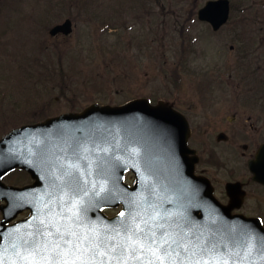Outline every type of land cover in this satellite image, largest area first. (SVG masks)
<instances>
[{"label":"rangeland","instance_id":"1","mask_svg":"<svg viewBox=\"0 0 264 264\" xmlns=\"http://www.w3.org/2000/svg\"><path fill=\"white\" fill-rule=\"evenodd\" d=\"M205 1L5 0L1 4L15 10L0 15V136L92 102L147 97L193 116L208 133L201 140L205 160L224 167L225 178V169L239 164L236 147L250 137L264 139V0H230V20L216 31L196 18ZM43 5L63 7L58 19L70 17L73 32L50 38L54 6L44 7L51 9L52 22H46ZM200 101H208L204 109ZM220 131L227 140L216 139ZM22 179L4 177L13 184ZM255 192L249 210L264 221V187Z\"/></svg>","mask_w":264,"mask_h":264},{"label":"water","instance_id":"2","mask_svg":"<svg viewBox=\"0 0 264 264\" xmlns=\"http://www.w3.org/2000/svg\"><path fill=\"white\" fill-rule=\"evenodd\" d=\"M229 11V0H207L197 15L218 30ZM57 30L70 33L71 21L67 19L51 32ZM188 136V123L180 112L165 101L151 104L147 98L122 105L92 103L80 112H65L9 131L0 139V200H6L0 205L4 215L0 264H28L16 254L27 253L13 248L27 234L4 225L23 207L14 209V197H31L28 186L16 188L1 181L17 166L48 180V185L34 193L40 205L39 225L42 219L54 220L62 231L82 233L86 227H95L113 234L111 230L131 225L133 218L141 224L142 219L158 215L157 222L165 223L169 231L187 233L194 242L199 237V244L215 245L217 256H231L228 264H264L261 221L232 215L228 206L217 201L210 182L194 174L197 159L188 155L193 152L187 147ZM69 164L77 166L71 178L65 175ZM249 164L255 179L264 183V144ZM127 171L134 174L132 186L124 181ZM73 201H81L79 221L69 219ZM119 205L120 212L112 217L103 212ZM48 230L55 232L51 226ZM149 256H144L143 264ZM129 264L142 262L131 260Z\"/></svg>","mask_w":264,"mask_h":264},{"label":"snow or ice","instance_id":"3","mask_svg":"<svg viewBox=\"0 0 264 264\" xmlns=\"http://www.w3.org/2000/svg\"><path fill=\"white\" fill-rule=\"evenodd\" d=\"M76 167L69 164L70 170L65 175L71 178L74 174L71 170ZM80 203L72 202L68 209L70 220H80ZM159 219L158 215L150 220L142 219L141 226L133 218L131 225L123 224L121 228L111 230L113 234L101 232L95 227H86L82 233L70 229L62 231L57 221L42 219L40 225L43 227L21 236L20 243L14 244L13 248L27 253L22 255L17 251L16 254L28 264H129L131 260L143 264L144 256L149 254L146 264H157V261L159 264H165V261L177 264L178 259L179 264H228L232 259L231 256H217L215 245L209 248L207 242L199 244V237L194 242L187 233L169 231L165 223L157 222ZM50 226L55 228V232L48 230ZM260 240L264 245V236ZM182 252L185 254L183 258ZM205 256L208 258L205 259Z\"/></svg>","mask_w":264,"mask_h":264},{"label":"flooded vegetation","instance_id":"4","mask_svg":"<svg viewBox=\"0 0 264 264\" xmlns=\"http://www.w3.org/2000/svg\"><path fill=\"white\" fill-rule=\"evenodd\" d=\"M4 1L5 0H0V15H3L5 12H7L9 10H13V11L15 10L14 7L12 5H10V4L2 5L1 3L4 2ZM256 4L257 3L255 2V5ZM45 6H47V5H43L42 6L43 9H44ZM52 6H54V8H53V12L54 13L52 14L51 18L55 19V20H54V23L50 27H48L46 29V33L52 39L66 37V35L62 34L61 32H57L55 34H51L50 33L51 28L53 26L61 23L63 20H65L67 18V17H65L64 19H58V17H61V16L64 15L63 11H65V9L63 7H61V6H59V5H52ZM52 6L49 5V6H47V8H51ZM46 9H44V11H46ZM56 9H58L59 12H62V13H58L57 14L58 11ZM47 10L48 11H47V13L45 14V16L43 18H45L46 22H49V21L52 22L51 21L52 19L49 18L51 9H47ZM40 21H42V19H40ZM6 27L7 26H5V25L3 26L4 29ZM233 95L236 96V94H233ZM207 102H205V101H200V103L198 102L200 104V108L204 109V107H206V103ZM233 102L237 106L239 103H241V100H239L237 98ZM180 111L186 116V118H187V120L189 122L190 129H191V134H190L189 139H188V145L192 149L195 150V155L198 157V160H197V162L195 164L196 173H198L200 175H203V176H206V177H208L210 179L211 183L214 186L215 193H216L218 199L221 202H223V203H228V201H229V197H228L227 191L225 189L226 183H228V182H238L239 183V186L237 187L238 188V192H240V191L243 192L244 198H243V201L241 203L240 208L233 210V212H241V213H244V214H246L248 216L255 217V215H257V214H255V213L251 214L250 213L249 206H248V200L254 199L255 196L257 195L256 192H255V188L256 187H264V184H260V183L255 181V179L253 178V176L255 174L252 173V171L248 167V161L250 159L251 160L252 159L255 160V154L257 153V150L261 146V144L264 143V139L260 141L259 139H257V137H255V138H251L250 137V138L247 139L246 143L243 144L242 148L236 147V150H234V153L239 155V158H238L239 159V161H238L239 164H237L236 167L229 166V167H227L225 169V171H226V175H225L226 179H225L223 177L224 174L220 171V169H222L224 167H221V168L218 169L217 167L212 165L213 163L209 159H208V161L205 160V156H206L205 153H207V151L206 152L202 151L203 148L201 146V140L203 139L202 136L204 134L206 136H208L207 135L208 133L207 132H205V133L201 132L200 128L195 125V121L193 119V116L189 112H185L182 109ZM246 120L249 121L250 117L249 116L246 117ZM249 126L252 127L251 130L256 129V127L253 125V123H250ZM219 134H222V136L224 137V140L228 139L227 134L224 131H220L216 135V139L217 140H219V138H220ZM208 144H207V150H211L212 149L211 145L208 146ZM198 146H201L200 150H199ZM12 173L13 174H19L23 178L22 181H20V182H18L16 184H13L15 186H18V187H21V186H24V185H32V186L33 185H37V186H39L38 183H36L37 181L39 182L40 186L48 185V180H46V179L37 180L33 176V174L27 173L26 171H24L22 169H19V168H16L15 170H13ZM220 177L224 179L223 182L221 180H219ZM36 190H37V187L35 186L33 191H36ZM32 200L33 201L31 202V207H32V209L34 211L33 222H34V224H36V223L39 222L37 214H38V212L40 210V205H39V202H38V198L33 197ZM28 215H30V210L29 209H24L23 211H21L20 213L17 214V217L14 218V221L23 219V218L27 217Z\"/></svg>","mask_w":264,"mask_h":264}]
</instances>
